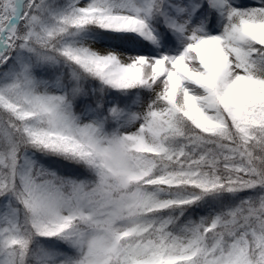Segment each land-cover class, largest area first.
Returning <instances> with one entry per match:
<instances>
[{"label":"snow or ice","instance_id":"snow-or-ice-1","mask_svg":"<svg viewBox=\"0 0 264 264\" xmlns=\"http://www.w3.org/2000/svg\"><path fill=\"white\" fill-rule=\"evenodd\" d=\"M0 264H264V0H0Z\"/></svg>","mask_w":264,"mask_h":264}]
</instances>
